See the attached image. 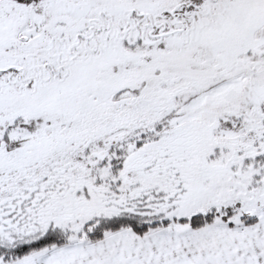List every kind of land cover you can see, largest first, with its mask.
Segmentation results:
<instances>
[{"label": "snow or ice", "instance_id": "obj_1", "mask_svg": "<svg viewBox=\"0 0 264 264\" xmlns=\"http://www.w3.org/2000/svg\"><path fill=\"white\" fill-rule=\"evenodd\" d=\"M0 264H264V0H0Z\"/></svg>", "mask_w": 264, "mask_h": 264}]
</instances>
